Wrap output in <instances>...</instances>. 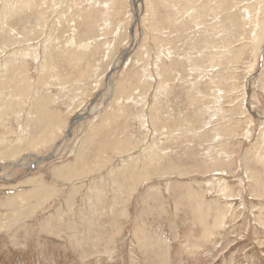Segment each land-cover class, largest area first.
Instances as JSON below:
<instances>
[{
    "label": "rangeland",
    "instance_id": "374dc122",
    "mask_svg": "<svg viewBox=\"0 0 264 264\" xmlns=\"http://www.w3.org/2000/svg\"><path fill=\"white\" fill-rule=\"evenodd\" d=\"M0 264H264V0H0Z\"/></svg>",
    "mask_w": 264,
    "mask_h": 264
},
{
    "label": "bare ground",
    "instance_id": "6f19581e",
    "mask_svg": "<svg viewBox=\"0 0 264 264\" xmlns=\"http://www.w3.org/2000/svg\"><path fill=\"white\" fill-rule=\"evenodd\" d=\"M87 25V24H86ZM89 27V26H88ZM105 38V37H104ZM97 39V38H96ZM75 122V121H74ZM78 122V121H77ZM86 144V143H85ZM53 155V154H52ZM51 157V156H50ZM42 158V157H41ZM41 158H39V159H41ZM45 158H47V157H45ZM40 161V160H39ZM222 188V187H221Z\"/></svg>",
    "mask_w": 264,
    "mask_h": 264
}]
</instances>
